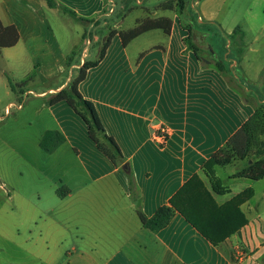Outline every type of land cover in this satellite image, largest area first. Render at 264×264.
Wrapping results in <instances>:
<instances>
[{
  "label": "crops",
  "instance_id": "1",
  "mask_svg": "<svg viewBox=\"0 0 264 264\" xmlns=\"http://www.w3.org/2000/svg\"><path fill=\"white\" fill-rule=\"evenodd\" d=\"M57 2L93 22L75 20L45 0H0L2 23L19 33L14 47L0 50V115L10 103L26 99L0 122V264H264V220L254 213L252 200L243 206L254 232L243 261L237 252L244 227L215 246L180 213L158 233L139 217V211L152 217L201 174L264 103V0H189L207 46L200 56L209 64L188 48L180 15L157 10V17L173 20L171 35L158 31L160 40L139 42L157 32L152 31L127 47L116 35L79 84L134 171L137 200L125 170L98 149L82 117L67 102H47L86 62L98 60L100 48L88 31L104 20L108 0ZM61 13L70 17L66 22L83 26L70 47L54 28L52 17L60 21ZM236 29L244 32L243 40L241 33L232 37ZM221 48L229 50L222 55ZM216 59L241 85L248 84L245 92L219 71ZM66 73L45 89L31 86L39 74L55 82ZM28 78L13 90L10 82L19 86ZM161 130L167 132L164 141ZM48 131L66 139L53 154L40 147ZM238 179L244 178L230 181Z\"/></svg>",
  "mask_w": 264,
  "mask_h": 264
},
{
  "label": "trees",
  "instance_id": "2",
  "mask_svg": "<svg viewBox=\"0 0 264 264\" xmlns=\"http://www.w3.org/2000/svg\"><path fill=\"white\" fill-rule=\"evenodd\" d=\"M45 1L49 8H60L75 20L88 23L93 22V20L78 17L75 12L68 8L60 7L57 0ZM158 9L175 12L180 15L183 28L188 32V37L185 40L188 48L193 50L199 59L203 61V58L200 56L202 50L194 41V34L199 22L192 16L189 0H169L161 4ZM183 16H185V19H183ZM172 25L173 20L169 17L153 18L147 16L143 19H138L135 26L131 29L113 30L100 50L98 60L86 62L80 69L78 76L66 88L47 100L50 105L67 102L88 125L90 138L98 149L117 167L123 168L128 162L116 140L108 135L94 103L85 99L80 93L79 84L85 80L89 69L96 67L105 57L106 50L112 38L116 35L120 36L124 47H127L138 37L152 31H161L169 36L172 33ZM204 26L210 27L207 23ZM239 33H241L239 39L243 40L245 34L239 29L234 31L232 37L235 39ZM18 41L19 33L17 28L15 26H5L0 19V50L12 48ZM237 41L238 39H236ZM157 48L165 49L164 46H157ZM215 64L219 71L228 79L229 68L225 62L221 59H216ZM204 65L206 66V64ZM30 80L31 78H28V80L19 86L13 85L12 82L10 83L13 90L17 91L18 88L25 86ZM228 81L232 82L229 79ZM259 129L263 130L262 132L264 133V103L256 106L254 115L203 165L202 173L211 180L214 192H224L222 188H219L220 182L215 179V169L217 167L227 168L234 164L235 160L245 161L244 168L237 174L238 178L249 179L251 181L264 180V147H259L254 156L250 157ZM65 143L66 139L59 131H48L42 138L40 147L46 153L53 154ZM125 172L129 178L132 197L134 200H137V182L134 171L128 167ZM253 194L254 190L252 188L248 189L224 206H218L212 193L207 189L205 182L201 178V174H195L170 199L169 203L160 207L152 217L146 216L141 211H139V217L146 229L158 233L171 223L176 213H180L207 240L215 246H220L229 237L240 232L248 224V219L240 209V206L244 201L252 197Z\"/></svg>",
  "mask_w": 264,
  "mask_h": 264
},
{
  "label": "rangeland",
  "instance_id": "3",
  "mask_svg": "<svg viewBox=\"0 0 264 264\" xmlns=\"http://www.w3.org/2000/svg\"><path fill=\"white\" fill-rule=\"evenodd\" d=\"M168 1L169 0H140V2H138V0H108L107 8H106V15L103 17L104 20L100 23L96 22V24H94L93 27L90 28L88 31V35L90 37H95V39L97 40V44L95 45L96 50L97 48H100V50L103 48L110 33L116 29L115 28L116 26L117 28L119 27L120 29L123 28V30L124 29L127 30L135 26L137 19H143L147 16L158 18L157 16L161 14L160 12L155 14L156 11L159 10L158 7L161 4L168 2ZM255 11L258 13L259 9H256ZM167 12L171 14L170 13L171 11H167ZM160 17H163V16H160ZM60 18L61 20L57 21L54 16L52 17V20L54 22V28L56 30V33L61 37V40L64 42V44L67 47H70L77 40V37L79 36V34L80 33L82 34L83 26L82 24L77 23L73 21L72 19H70L71 21L66 22V20H68V18L70 17L62 13H61ZM183 19H185V16H183ZM65 22L67 24L69 23L71 26L67 28ZM185 24H187V22H185ZM203 32H204L203 29L197 26V29L194 34V41L196 43V39H197V42L199 41L198 43L201 47L200 49L204 53L207 54V51H205L204 49V48H207V46L205 43ZM206 33L208 34L209 32H206ZM209 34H210L209 36L211 37L212 36L211 33ZM160 36H161V33L157 31L150 35L143 36L142 38H140L139 42L143 43L144 46H148L149 45L148 43L150 40H155V41H157L158 39L160 40L161 38ZM217 50L218 49L216 48L215 51ZM228 50H229L228 48H223L221 51L222 55H224V53ZM208 57L210 56L208 55ZM77 60L79 61V59ZM229 64H231V62ZM79 72L80 70H78L75 74H73L72 81L78 76ZM67 75L68 73L64 75L58 74V78H56L55 82H53V80L47 79L45 77V74H39L38 81L33 84L31 83V86L33 85V87L37 90H42V89H45L44 86L46 87V84H54L57 82V80H61V77L67 76ZM71 77H72V74H71ZM227 77L229 80L232 81V83H234V85H236L242 91L244 92L246 91L245 87L248 86V84L244 82L245 86L241 85L242 83L240 84V81L233 76L230 69L228 71ZM42 81L43 83H45V85H42ZM15 111L16 109L13 110L11 115H13ZM0 126H2V124H0ZM262 131L263 130H260V129L259 131H257L256 140H255L254 147L252 149L250 157L254 156L256 150L259 147L261 148L264 147V133ZM244 164H245V161L235 160L234 164H232L231 166L227 168L217 167L215 169L216 170L215 179L220 182L219 188H222L224 190L223 193H216L213 191L211 180L205 174L201 173V178L205 182L207 189L212 193V196L215 202L218 204V206H224L225 204L235 199L239 194L246 192V190L248 189L250 190L252 188L250 187V185H254L253 187L254 189L253 188L252 189L255 191V197L253 194L252 197L244 201L241 204L240 209L243 211V206L246 205L247 203H250V201L252 200L251 201L252 208L256 210V212L254 211V213L260 214L261 219L264 220V180H261L258 182L251 181L249 179H238L237 182L230 181L232 180V178L233 179L238 178L237 174L239 171H241L244 168L245 166ZM3 182H4L3 174L0 173V183H3ZM228 185H230L231 187H229ZM238 189H240L241 191L238 192L236 195L235 194L232 195V190H238ZM225 196H227L226 197L227 200L221 201L222 198H224ZM7 207L8 205L5 206V208Z\"/></svg>",
  "mask_w": 264,
  "mask_h": 264
},
{
  "label": "built area",
  "instance_id": "4",
  "mask_svg": "<svg viewBox=\"0 0 264 264\" xmlns=\"http://www.w3.org/2000/svg\"><path fill=\"white\" fill-rule=\"evenodd\" d=\"M90 44H91V41L88 40L87 45L89 46ZM25 102H26V99L10 103L5 110V113L3 115H0V121L4 120L5 117L10 116L14 109H16V110L22 109L24 107ZM158 137H160V139L163 141L166 140L168 137L166 130H161ZM242 230H241L242 231L241 232L242 242H241V245L239 247V251L237 252V256H238L239 261H243L247 258L248 251L250 249V241L252 240V238L254 236V232H253V229L250 227V224H247L246 226H244V228Z\"/></svg>",
  "mask_w": 264,
  "mask_h": 264
},
{
  "label": "water",
  "instance_id": "5",
  "mask_svg": "<svg viewBox=\"0 0 264 264\" xmlns=\"http://www.w3.org/2000/svg\"><path fill=\"white\" fill-rule=\"evenodd\" d=\"M203 61H204L205 63H207V64L210 63V61L207 60V59H204ZM128 167H129L128 164H126V165L123 166V169L126 170V169H128ZM139 204H140V201L138 200V201L136 202V205L138 206Z\"/></svg>",
  "mask_w": 264,
  "mask_h": 264
}]
</instances>
